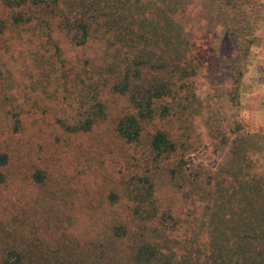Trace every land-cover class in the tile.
<instances>
[{"label":"trees","instance_id":"16d2710c","mask_svg":"<svg viewBox=\"0 0 264 264\" xmlns=\"http://www.w3.org/2000/svg\"><path fill=\"white\" fill-rule=\"evenodd\" d=\"M186 2L0 0L9 13L0 19V37L10 33L5 46L0 42V189L9 187L1 169L15 160L13 155L15 162L22 161L28 151L22 138L30 118L36 122L45 116L63 133L83 134L107 117L106 101L117 97L127 108L114 129L127 144L140 141L147 122H168L151 134L149 152L152 161L166 162L164 173L177 198L174 208L162 209L150 174L134 172L120 182L131 220L155 226L144 243L132 245L126 264H264V170L252 168L257 154L264 160V127L247 129L236 122L232 164L222 170L185 158L197 148L183 123L194 114L189 99L199 69L178 18ZM263 8L259 0H206L202 8L228 31L236 90L251 47L260 42L255 25ZM33 53L45 61L43 69L33 65ZM27 171L30 185L23 181L21 186L44 182L39 166ZM201 192L204 199L194 198ZM22 193L13 208L31 201L32 192L25 199ZM108 197L116 203L119 193ZM214 203L224 211L219 220L209 221ZM122 221L111 228L118 239L128 235ZM0 232V264H83L60 251V244H32V233L15 217L0 218ZM98 248L87 264H120L116 257H101Z\"/></svg>","mask_w":264,"mask_h":264},{"label":"rangeland","instance_id":"374dc122","mask_svg":"<svg viewBox=\"0 0 264 264\" xmlns=\"http://www.w3.org/2000/svg\"><path fill=\"white\" fill-rule=\"evenodd\" d=\"M205 1L187 0L178 13L190 41V50L199 64L194 96L189 99L194 114L189 113L187 122L183 123L186 134L197 139V148L185 158L205 164L210 170H222L232 164V138L236 122L247 129L264 127V124L255 125L244 114L243 79L236 90L230 76L234 56L228 31L221 22L202 13ZM259 2L264 6V0ZM8 15V9L0 3V19ZM263 29L264 13L255 25L259 37ZM9 34L5 32L0 37L2 45L5 46ZM33 55V65L43 69V58L37 53ZM248 61L249 56L245 63L246 71L250 65ZM126 108V102L119 98H108L107 117L83 134L63 133L49 124L45 116L36 122L30 118L27 136L22 138L28 149L24 159L21 161L19 157L15 162L17 155H13L15 160L1 169L8 176L9 187L0 189V215H4L0 218L8 220L15 217L32 233V244H60V251L71 252L74 259H80L83 264H87L96 245L101 257H116L120 264H126L132 245L144 243L155 226L131 220L121 195L120 182L134 172L150 174L161 194L162 209L174 208L177 201L164 173L166 162L152 161L149 152L151 134L158 128L168 127V122L157 119L147 122L140 141L127 144L114 129L117 116ZM223 138L228 142L222 144ZM257 157L259 160L252 168L264 170V160L260 154ZM35 165L43 170L45 180L36 187H29L25 176L29 173L27 170ZM253 169L248 173H252ZM23 181L29 185L21 186ZM14 190L17 191L13 193ZM21 191L23 199L29 192L33 197L31 201L17 202L13 208V202ZM111 192L119 193L116 203L108 197ZM205 195L201 192L194 198L204 199ZM3 203L7 204V209L2 208ZM199 210L203 213L201 206ZM222 211L214 203L209 221L219 220ZM119 221L128 228V235L121 239L111 233L112 226ZM217 223L212 222V225ZM36 230H39V236L35 235ZM197 232L205 234L199 227ZM8 233L11 238L17 236L14 231Z\"/></svg>","mask_w":264,"mask_h":264},{"label":"crops","instance_id":"0c3cea01","mask_svg":"<svg viewBox=\"0 0 264 264\" xmlns=\"http://www.w3.org/2000/svg\"><path fill=\"white\" fill-rule=\"evenodd\" d=\"M261 32V31H260ZM261 42L251 47L250 65L243 78L244 114L252 122L264 124V29L260 33Z\"/></svg>","mask_w":264,"mask_h":264}]
</instances>
